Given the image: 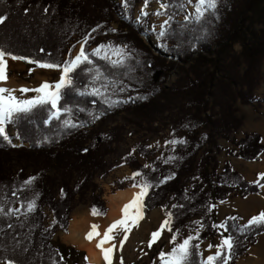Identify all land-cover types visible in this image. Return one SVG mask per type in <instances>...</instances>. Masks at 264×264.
<instances>
[{
	"label": "trees",
	"instance_id": "obj_1",
	"mask_svg": "<svg viewBox=\"0 0 264 264\" xmlns=\"http://www.w3.org/2000/svg\"><path fill=\"white\" fill-rule=\"evenodd\" d=\"M95 1L96 5L90 4V0H3L0 3V15L7 18L0 25V44L13 55L63 64L71 60L72 48L88 38L84 48L93 61L92 65H81L72 74L73 85L62 89L60 105L70 108V113L62 112L60 119L48 120V107L34 109L24 119L8 123L14 130L11 144L0 138V204L5 211L20 209L19 215L0 221V228L4 229L0 233V261L52 264L54 259L57 264H66L65 255L52 242L53 234L58 229L67 231L76 201L85 200L88 195L91 213L96 210L99 214L94 216L105 215L103 191L95 177L108 174L111 168L105 152H115L113 145L120 143L123 135L121 125L110 126L105 132L99 126L112 123L122 113L130 112L152 126L167 111L177 109L171 125L172 141L184 143H172L167 154L152 160L150 169L135 155L125 154L120 164L132 167L131 176L117 181L115 188L139 185L140 181L151 183L153 187L144 198V211L168 199L165 215L168 218V213L172 214L171 227L177 237L186 225H197V217H201L203 227L193 245L217 236L218 228L212 226L217 225L216 204L232 193L242 197L257 194L264 185L261 176L249 181L229 161L218 172L217 158L223 150L218 138L230 139L244 122L235 103L241 100L243 104H252L259 100L256 91L262 81L264 61V0H219L216 15L206 14L202 23L185 20V16L191 15L185 11L189 5L186 0H148V4L154 1L169 4L165 15L166 19L170 16L172 19L156 34V46L179 56V60L156 52L144 41L142 34L148 31L145 23L148 17L141 12L135 18L134 12L137 4L145 0ZM181 3L182 10L178 6ZM45 8L49 9L47 13ZM95 9L104 10V16ZM116 13L122 20L113 28L111 20ZM102 29L106 30L104 35L98 33ZM162 30L167 32L163 37L159 35ZM238 42L242 46L240 51L235 49ZM94 45L111 47L101 50L97 56L91 55L96 49H91ZM118 47L123 49L124 63L113 66L110 60L120 59L114 54ZM28 60L23 61L37 66ZM88 67L99 69L103 74L94 82L103 87L102 96L90 94L93 82L86 71ZM175 67L180 68L181 76L166 87L168 73ZM157 72L160 77L156 76ZM66 119L77 127H65ZM14 139L28 145L16 146ZM232 143L235 148L229 151L230 155L246 161L260 160L264 153L262 135L257 131L247 132L240 139L232 138ZM138 151L144 157L153 154L145 144L139 145ZM13 152L42 165L32 175L24 168L12 170L7 162ZM53 168L57 177L49 174ZM194 170L198 180L187 185L185 175L195 174ZM136 172L141 175L133 178ZM74 173L79 174L76 181H73ZM169 176L172 179L161 183ZM30 177L36 179L25 185ZM33 200L35 211L25 218L27 203ZM46 209L53 214L50 222ZM7 223L13 227L7 228ZM223 223L227 225L228 236L234 240L228 264H236L264 233V225L242 229L247 222L241 224L237 214L227 216ZM24 246L27 252L22 250ZM192 251L190 264H203L200 250L193 248Z\"/></svg>",
	"mask_w": 264,
	"mask_h": 264
},
{
	"label": "rangeland",
	"instance_id": "obj_2",
	"mask_svg": "<svg viewBox=\"0 0 264 264\" xmlns=\"http://www.w3.org/2000/svg\"><path fill=\"white\" fill-rule=\"evenodd\" d=\"M164 2V1H162ZM195 2V0H193ZM160 1H154L150 4H147V7H145V1H141L137 4L134 17L138 18L139 13L142 11L147 12L146 15L148 18L145 21V23L148 26V31L144 32L142 34L144 41L147 42V33L149 31L153 32L151 35V39L155 44H157V37L156 34L159 32L161 28V23L166 19V15L158 16L156 15V11L160 7ZM90 4H95L96 1L93 2V0H90ZM102 8V7H101ZM193 5L189 4L187 7L186 13L187 14H193ZM97 14H103L104 10L101 9H95ZM104 16V14L102 15ZM183 15L179 17L180 20L183 19ZM105 18H107L105 16ZM122 20V16L118 13L114 15V19L111 20V25L113 28H117L119 26V22ZM106 32L105 29L100 30L98 33L101 35H104ZM149 39V38H148ZM84 41H81L77 45H75L74 48L71 50V59L74 58V56L79 52L81 43ZM150 46V44H148ZM151 47V46H150ZM96 48V46H92L91 49ZM152 48V47H151ZM242 48L241 44L238 42L235 44V49L237 51H240ZM153 49V48H152ZM154 50V49H153ZM199 50H202L199 48ZM66 56V55H65ZM174 59V58H173ZM177 60V59H176ZM179 64H182L181 61H179ZM188 67V64H187ZM262 81L259 86V88L256 91L257 97L259 100L252 104H243L241 100H238L235 105L238 108V114L242 115L244 118V122L242 127L233 135H231L230 139H226L223 137L218 138V144L223 148L222 151H220L217 155L218 161H219V167L218 172L222 171L223 165L226 161L232 162L234 165L233 167H240L244 171V177L250 178L255 174L256 179L258 180L263 174L261 169L255 170V166H258L257 164H254V162H248V163H241L242 158L234 157L230 155L229 151L234 149V145L232 143V138L240 139L244 136L245 133L251 132V131H259L264 136V61L262 63ZM8 77L11 79L12 82L17 84V87L14 88L16 90L14 92V95L20 97V98H31L38 93L34 91H29L27 93H22L19 90L21 88H28V89H35L38 88L42 83L48 82L49 84H55L59 81L61 76V69L59 68H40L34 65H29L23 60H12L8 59ZM160 74L157 72L156 76H159ZM220 76V74H218ZM180 74V68L175 67L173 68L169 73L167 77V81L165 83L166 87L171 86L179 77ZM14 79V80H13ZM0 87H3L0 85ZM100 88L101 85L97 83H93L90 86V90L93 88ZM6 88V87H5ZM11 89V88H10ZM129 98H126V101H128ZM177 112V109L172 111H167L165 115L161 116L157 122L154 121L153 125L151 126L142 118H139L135 116L134 114L127 112L126 114L122 113L117 116H115V119L112 121V123H106L100 125V130L105 132L107 129L109 130L110 126L113 125H121L122 126V135L123 139L120 143L113 145V147L116 148L115 152H108L106 151V158L108 159L109 168H111L106 176H96L95 181L99 184V188L102 189L103 194L102 198L105 200V205L107 207V211L104 216H97V217H106L108 215L109 210V199L110 196L115 193L118 190H122L128 187H132L133 185H129L122 189H116L117 181L128 178L131 176L132 167L129 165H121L122 157H124L125 154H133L135 155L139 161L146 167L147 169H150L152 167V160H159L161 159L165 154L168 153V151L171 148V144L169 143L172 141V134H171V125L173 122V119L175 118V114ZM99 129V128H98ZM6 132L9 135L14 134L13 128L6 124ZM107 132L104 134L106 135ZM14 144L16 146H27L21 145L23 144L18 139H14ZM264 143V142H263ZM108 142H105V146L107 147ZM141 144H145L148 146L150 150H153V154L150 157H144L142 156L138 151V146ZM263 157V158H262ZM9 161L7 162V167H10L12 170H18L21 168H24L26 173L28 175H32L35 170H37L40 165L38 162L34 160H29L25 158L19 157V154L16 152L11 153L9 156ZM264 160V153L261 155V160ZM200 156H198L197 162H199ZM240 162V163H239ZM264 165V164H261ZM56 168H53L50 170L49 174L50 176L57 177V174L55 173ZM195 174H192L189 172L185 175L184 181H186L187 185H190L192 181L198 180V177L196 176V170H194ZM254 177V176H253ZM79 174L74 173L73 181L78 180ZM192 178V179H191ZM255 178V177H254ZM57 182L59 183L60 180L58 179ZM140 184H142V181H140ZM251 195V194H250ZM167 200L162 202V204L150 211H144L143 208V218L146 220L147 218H150L151 216L156 218L159 222V228L160 225L163 223L165 219H167V216L165 215V205L167 204ZM264 204V185L261 186V191L257 193V195L254 196H246L242 197L238 193H232L230 196L225 200L218 202L216 204V221L217 225L224 222L225 218L231 214H237L239 217V222L241 224H245L248 222V220L258 215L260 212H262V209L264 210V206L261 207V204ZM250 205L255 207L253 210L250 209ZM90 195H88L85 200L78 199L76 201V204L74 206V209L71 212L70 220L68 224L67 231H64L62 229H58L55 231L52 237V242L62 251V253L65 255V261L66 264H90L89 261H87L86 252L83 249H80L68 242L64 239V234L68 233L70 230V222L73 217V214L76 211H88L92 216H94L90 211ZM46 213L48 215L47 221L50 222L53 220L52 216L53 214L46 209ZM96 217V216H95ZM198 222H200L197 225H186L185 229L180 236L177 237L176 242H182L183 239H185L189 235H197L202 230L200 225L201 217H197ZM150 221V220H149ZM158 228V229H159ZM144 229L147 230V227H144ZM219 234L213 238L209 237L205 241H202L200 243V253L202 255L203 261L206 259L208 255H212L216 249L215 247L209 249L208 245H217L220 243L221 239L224 236H228L227 232L224 229H219ZM174 234V231L169 232L166 229L163 231L160 239L153 244L151 248L148 247V239L141 240V246H137L136 249L143 252L140 254V257H150L151 259L157 258V264H160L159 261V253L161 250L168 252L171 250V248L174 246L173 243H170L172 235ZM123 238V233L120 232L117 235V238L113 243H119L120 239ZM141 238V237H139ZM125 241L123 245V250L125 249V253H127L129 256L132 254L131 250L127 249V245L129 243ZM160 244H164V246H161ZM126 247V248H125ZM130 248V246H128ZM122 250V252H123ZM264 264V233L260 234L257 238V241L248 249L247 253L245 255L239 257L237 259L236 264ZM0 264H5V261H0ZM126 264H132L130 262Z\"/></svg>",
	"mask_w": 264,
	"mask_h": 264
},
{
	"label": "snow or ice",
	"instance_id": "obj_3",
	"mask_svg": "<svg viewBox=\"0 0 264 264\" xmlns=\"http://www.w3.org/2000/svg\"><path fill=\"white\" fill-rule=\"evenodd\" d=\"M3 0H0L2 3ZM187 3L192 4L193 0H186ZM219 0H195L194 4V13L189 16H185V20L189 22L202 23L204 22L205 15H216L217 5ZM148 0H145V7H147ZM182 10L184 5L181 3L178 5ZM169 4L161 2L159 9L156 11V15L163 16L165 15L166 10L168 9ZM25 12L28 11L27 8L24 9ZM49 11L48 8L44 9V12L47 13ZM147 12L142 11V15H147ZM6 17L4 15H0V25H3L6 22ZM172 19L170 16L166 19L161 28L164 29L166 25L169 24V21ZM95 31V29H93ZM111 31H116L112 29ZM167 34L166 30H162L159 35L161 37ZM88 38L81 43L79 52L72 58L71 60H66L63 64L60 63H48L41 62L39 60H28L27 57L24 56H16L13 55L12 52L5 49L3 44H0V81H6L8 79V59L12 60H28L29 63H34L37 67L40 68H59L61 69V76L58 82L54 85L49 84L48 82L42 83L38 88L28 89L21 88L19 91L22 93H27L29 91H34L38 93V95L31 98H20L14 95L16 90L0 87V138L3 141H7L11 144V139L6 132V124L10 122H16L17 120L24 119L29 114L33 112L34 109L37 108H45L48 107L49 110V118L51 119H60L61 113H70L72 110L66 106L60 105V100L62 96V89L73 85L72 74L76 72L77 69L81 68V65H92L93 61L89 59V54L85 52L84 45L87 43ZM111 47V45H100L96 49L93 50L91 55L99 56L101 50ZM43 51V50H41ZM114 54L119 56L118 60H110L113 66L121 65L124 63V54L122 48H116ZM105 59H109L107 55L104 57ZM84 70V69H81ZM86 71L91 75V80L94 83L99 80L103 75L99 69L94 67H88ZM123 90V89H121ZM85 93H81L83 95ZM92 95L102 96L100 88L93 87L91 89ZM113 104L118 103V101H112ZM50 106V107H49ZM98 119L99 117H95ZM48 121L46 120L45 123ZM65 127H77L70 119H66L63 121ZM169 143H184V141H171ZM15 146V145H13ZM174 159V158H169ZM167 162V161H166ZM148 167V165H145ZM140 172H136L133 174V178L136 176H140ZM174 175V174H173ZM261 178L264 179V174H261ZM36 177H30L29 180L25 181V185H30ZM172 179L171 176L166 177L161 183L166 182L167 180ZM134 187H139L140 191L134 194V197L128 204H125L122 209V217L119 220L114 221L106 230H104L103 235L101 236L98 225H93L92 230L87 234V239L92 240L94 237H101L97 243V247L101 250L103 254V259L106 261V264H113V254L114 251H118L123 248L125 241L128 239V233L131 231L132 227L138 226L139 221L143 219V207H144V197L148 195V191L153 185L147 181L139 185H133ZM12 195H16L15 192ZM35 201H31L27 203L26 211L24 212L25 218H27V214L35 211ZM176 207V205H173ZM212 207H215L213 205ZM134 212L130 211L133 210ZM20 214V209H9L5 211L2 204H0V221L5 217H11ZM99 213L96 210H93V215H98ZM171 213H168V218L163 221L160 225V228L151 233V238L148 241V247L151 248L153 244H155L161 237L163 231L166 229L169 232H172L173 229L171 227ZM235 219V218H233ZM199 224L200 222H196ZM253 225H264V211L260 212L258 215L251 217L247 224L241 226L242 229L246 227H250ZM215 228L224 229L227 231V225L225 223H221L219 225H212ZM12 223H7V228H12ZM202 228L203 225L201 224ZM4 231L3 228H0V233ZM179 230H176L178 233ZM122 232L123 238L119 241V248L116 243H111V246L105 247V244L113 242L116 240L117 235ZM199 238V233L197 231L196 236L189 235L182 242H176L177 237L176 234H173L171 237L170 243H173L174 246L170 251L165 252L163 250L159 253V261L160 264H190V257L193 254V248L199 249V244H192L194 239ZM17 247H20V242L17 241ZM215 247L216 251L212 255H208L206 259L203 261V264H228V261L231 259V255L234 247V240L231 235L224 236L220 243L217 245L209 244L208 248L211 249ZM24 252L28 251L27 246L22 248ZM64 259L63 256L60 257L62 261ZM5 264H17L16 260L8 259L5 261ZM52 264H57V261L52 260ZM119 264H124L123 258H120Z\"/></svg>",
	"mask_w": 264,
	"mask_h": 264
},
{
	"label": "bare ground",
	"instance_id": "obj_4",
	"mask_svg": "<svg viewBox=\"0 0 264 264\" xmlns=\"http://www.w3.org/2000/svg\"><path fill=\"white\" fill-rule=\"evenodd\" d=\"M0 85L11 89L17 87V84L12 82V78L10 79L9 77L6 81H0ZM138 191H140L139 187L132 186L113 193L109 199L108 215L105 218L92 216L88 211H76L71 219L69 232L64 234L65 241L83 249L86 252L87 261H89L90 264H106L101 250L97 247V243L101 237H94L90 241L86 238L87 234L92 230L93 225H98V230L102 236L104 230H106L114 221L121 219L124 205L128 204L129 201L133 199L134 194ZM130 211L134 212V209ZM158 224V220L152 216L146 220L144 218L141 219L138 226L132 227L131 231L128 233V239L126 242H128L129 245L126 247L128 250H131L132 254L129 256L125 253V249L123 250V248L114 251L113 264H119L121 257L123 258L124 264L128 262L132 264H157V258L151 259L147 256L141 258L140 254L143 252L136 249V247H142L140 242L141 240H144V238L145 240H150L151 233L159 228ZM144 227H147V230L144 229ZM111 243L113 242L105 244V247L111 246ZM116 244L119 248V243ZM160 245L164 246V244ZM128 246H130V248H128Z\"/></svg>",
	"mask_w": 264,
	"mask_h": 264
},
{
	"label": "crops",
	"instance_id": "obj_5",
	"mask_svg": "<svg viewBox=\"0 0 264 264\" xmlns=\"http://www.w3.org/2000/svg\"><path fill=\"white\" fill-rule=\"evenodd\" d=\"M257 132H259V131H257ZM260 133V132H259ZM261 135H262V133H261ZM262 139H263V142H264V136L262 135ZM263 158V157H262ZM241 161H243V162H241V163H250V162H254V164H257L258 166H255V170H256V168L257 169H261L260 171H262L263 172V174H264V165H261V164H264V160L262 159H260V160H257V161H246L245 159H241ZM231 163V165L233 166L234 164L232 163V162H230ZM240 163V162H239ZM234 168V167H233ZM243 168V167H242ZM242 168H240L239 166L238 167H236V168H234V169H236V170H238V171H240L242 174H244V171L242 170ZM244 176V175H243ZM255 178H254V177ZM253 176H251L250 178H246L247 180H249V181H256L257 179H256V176H255V174L253 175ZM254 195H257V194H251V195H249V196H254ZM264 206V204L262 203L261 204V207H263ZM255 207H253V205L251 206L250 205V209H254ZM262 211H264L263 209H262Z\"/></svg>",
	"mask_w": 264,
	"mask_h": 264
},
{
	"label": "water",
	"instance_id": "obj_6",
	"mask_svg": "<svg viewBox=\"0 0 264 264\" xmlns=\"http://www.w3.org/2000/svg\"><path fill=\"white\" fill-rule=\"evenodd\" d=\"M145 34V33H144ZM149 38V39H148ZM147 42L148 44H150V46L156 50V52H159L161 54H163L164 56L166 57H170V58H174V59H180L179 56L173 54V53H170V52H165L163 49H160L156 46V44L153 42V40L151 39V35L149 33H147ZM21 142V141H20ZM28 143H23L21 145H26Z\"/></svg>",
	"mask_w": 264,
	"mask_h": 264
}]
</instances>
